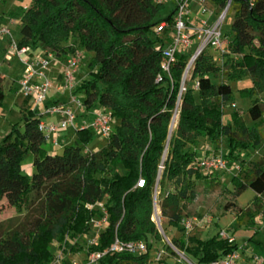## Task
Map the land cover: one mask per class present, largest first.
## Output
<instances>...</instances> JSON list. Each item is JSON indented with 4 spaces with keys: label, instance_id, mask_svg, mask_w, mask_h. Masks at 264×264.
I'll use <instances>...</instances> for the list:
<instances>
[{
    "label": "trees",
    "instance_id": "1",
    "mask_svg": "<svg viewBox=\"0 0 264 264\" xmlns=\"http://www.w3.org/2000/svg\"><path fill=\"white\" fill-rule=\"evenodd\" d=\"M212 1L220 6L226 2ZM231 8L222 62L204 51L188 73L198 83L194 96L188 81L180 92L186 53H179L169 74L163 73V80L156 82L164 40L154 28L170 20L173 9L158 18L164 5L153 0H31L20 19L19 47L49 48L57 56L75 48L89 53L88 77L78 87L82 107L92 113L106 108L117 123L98 150L83 149L91 140V129L78 128L62 153H50L42 146L46 141L38 129L37 112L25 105L21 128L13 125L0 143V201L15 208L26 205L29 210L38 198L40 212L30 232L0 240V264H50L54 255L49 245L57 236L63 241L62 252H72L77 240L89 233L94 218L104 214L105 226L86 248L82 264H89V254L104 252L115 239L143 240L147 252H106L95 264H148V236L161 239L152 220L155 190L162 195L161 216L169 226L180 228L182 205L195 196L191 176L201 173L191 150L199 138L216 147L224 140L226 158L239 165L232 175L237 191L250 188L257 194L253 207L239 209L233 224L259 215L264 207V158L245 160L241 153L264 142L259 124L264 113V0H232ZM210 75L221 78L215 83ZM244 76L251 78L252 85L241 93L256 96L247 109L252 124L247 125L237 111L224 123L223 107L232 97L230 82ZM174 113L176 123L170 131ZM28 154L33 156L30 175L22 172L20 163ZM167 183L174 185L173 191H165ZM68 239L74 240L71 246ZM171 243L196 264H210L238 250L234 241L218 234L206 239L173 238ZM166 250L174 254L170 247ZM62 262L69 264L65 258Z\"/></svg>",
    "mask_w": 264,
    "mask_h": 264
},
{
    "label": "rangeland",
    "instance_id": "2",
    "mask_svg": "<svg viewBox=\"0 0 264 264\" xmlns=\"http://www.w3.org/2000/svg\"><path fill=\"white\" fill-rule=\"evenodd\" d=\"M31 0H0V24L7 25L11 28L13 37L19 41L21 38L19 32L20 19L29 5ZM208 8L212 9L211 5L207 4ZM174 8L172 2L166 3L165 8L161 13V17L165 18L170 11ZM190 15L194 17L196 15L195 9H191ZM233 16V10L231 8L224 24L223 32L226 33L229 29V24ZM154 37V36H153ZM159 37L165 40L164 35ZM167 41L165 40V45ZM196 42L186 50V53H191L195 47ZM157 47H160V43L157 41ZM49 49V48H43ZM81 50L84 54V59L81 61L80 69L74 74V84L72 90L61 89L56 90V86L63 87V78L61 77V71L66 67V58L61 57L59 60L51 61L47 75L54 79V87L51 88L45 97L42 105L38 108L44 110L45 106H51L54 103H64L69 105L73 111L79 116V108L75 103L70 102L71 93H74L77 98L82 101L83 94L78 92L79 84L82 80L88 77L87 59L90 56L81 48H75ZM207 55H212L214 52L212 47L206 49ZM222 61L218 62L221 63ZM22 64L18 58L8 51L4 41L0 39V85L3 90V99L0 102V143L5 135L12 129L13 125H17L21 128V117L23 109L27 105V99L18 91L19 79L22 72ZM213 82H219L221 76L214 77L210 75ZM186 81L189 88L194 90V96L197 95L195 80L193 78ZM252 81L249 76H244L240 79L232 80L230 87L232 90L231 99L225 103L223 107V122L226 123L231 117L234 111L239 112L247 125L252 124L249 118L247 109L253 99L256 96L243 95L241 90L251 87ZM84 109V107H82ZM86 110V109H84ZM91 111H86V115H90ZM82 117V116H81ZM52 116L43 117L44 121H50ZM78 119V118H77ZM76 119V124L79 121ZM117 123V119L113 120V125ZM260 129L264 133V113L259 120ZM91 140L83 148L87 151H95L104 146L107 142V138L101 136L98 132L91 130ZM67 137L65 143L62 142L63 136ZM75 135V130L72 127L67 128L65 131L60 132L59 144L54 146L48 142L43 143V148L50 153H62L64 145L69 143ZM195 151V158L199 160L204 156L212 154L214 151L220 153L226 157L227 147L223 140L219 146L205 138H199L196 145L191 148ZM241 157L245 160H259L264 158V142L256 145L253 148H248L242 151ZM33 156L28 154L24 156L20 163L22 172L30 175L29 166H31ZM233 172H219L214 176V183L210 179H205L201 173L198 176L192 175L191 179L194 184L195 196L189 202L182 205V215L185 221H189L196 218L198 223L191 229H187L181 223L180 228L176 229L167 224V220L160 214V208L158 202L162 195H158V189H156L155 198L153 199V214L152 220L156 224L161 239H157L153 236H148L147 240L151 244L149 250L150 262L148 264H196V260L190 256H186L178 249L172 246L171 239L181 238L186 240L188 236H195L200 239L210 238L215 235H219L221 231L232 237L234 242L238 246V252L246 258L244 264H249L250 257L254 254L258 257L264 258V207L253 220L247 222H241L233 224L238 210H245L248 207L252 208L253 203L257 199V194L250 188H245L241 191H237L234 183L232 182ZM174 185L167 183L165 191H173ZM34 197H36L34 195ZM33 197V198H34ZM36 202L31 204L30 209L26 210V205L23 208H15L7 205L6 201H0L2 210L0 212V240L5 239L7 236L20 237L32 230V222L38 217L40 212V200L34 198ZM38 200V201H37ZM229 204V205H228ZM96 208H99L104 213L101 204H97ZM104 215L94 218L90 225V231L88 234L79 238L77 244L73 247L75 251L68 252L63 251L61 239L57 236L54 241L49 245V249L54 255V260L50 264H64L62 260L65 258L69 260V264L76 262L82 264L86 257V248L95 240L98 231L105 226L103 220ZM67 245L71 246L74 240H66ZM244 246V247H243ZM166 247H170L174 254H170ZM243 247V249H242ZM79 248V249H78ZM161 253L157 258V254ZM66 253V254H65ZM58 260V261H57Z\"/></svg>",
    "mask_w": 264,
    "mask_h": 264
},
{
    "label": "built area",
    "instance_id": "3",
    "mask_svg": "<svg viewBox=\"0 0 264 264\" xmlns=\"http://www.w3.org/2000/svg\"><path fill=\"white\" fill-rule=\"evenodd\" d=\"M155 3L164 4L167 1L174 4L172 18L163 20L154 28L156 35H164L167 44L161 47V72L156 76V82L163 80V73L169 74L170 65L175 61L179 53H186L195 42L196 47L188 55L182 74V85L180 92L184 89V83L189 78L188 73L196 60V58L207 48L212 47L214 54L213 59L217 62L222 61V54L227 51V39L223 32V24L230 13L231 1L226 0L223 6H220L216 13L213 9L208 8V0H153ZM192 4H195L196 15L192 17L190 11ZM0 39L7 46L9 52L15 55L22 64V73L18 82V91L27 99V105L30 110L37 112L39 117L38 129L42 131L46 142L57 146L59 144L60 132L72 127L74 130L78 128H90L98 132L103 137H108L112 131L113 115L106 108L99 107L93 110L92 118L89 122H84L77 127V115L73 109L62 102L54 103L51 106H45L44 110L38 108L42 105L49 90L54 87V79L47 75L48 66L51 61L59 60L61 57L66 58V67L61 71L63 78V87L56 86V90L69 89L72 90L74 84V74L79 71L81 61L84 54L81 50H74L66 55L57 56L51 50L33 51L29 46L19 47L18 41L13 37L11 28L0 24ZM198 83L195 82L197 88ZM70 102L75 103L78 107H82L81 101L74 93H71ZM176 115V113H174ZM173 115V117H174ZM56 117V121H44L43 117ZM172 117V119H173ZM196 168L200 170L202 175L207 179H212L219 172H236L239 165L230 163L222 154L214 152L210 155L194 162ZM143 180L139 179L137 186L140 187ZM156 193V190H155ZM155 198V195H154ZM104 214L103 220L106 222ZM181 223L188 230L198 223L196 218L189 221L182 219ZM222 238H227L229 242L234 239L224 231L219 233ZM244 247V246H243ZM242 247V249H243ZM106 252L120 253L129 252L132 254H142L147 252V244L143 240L122 242L115 239L104 252H94L87 256L89 264H95L97 260ZM161 253L157 254L159 258ZM242 258L238 250L227 253L221 259L213 261L210 264H239ZM58 261V260H57ZM264 258L252 255L249 264H263ZM72 264H77L76 262Z\"/></svg>",
    "mask_w": 264,
    "mask_h": 264
},
{
    "label": "crops",
    "instance_id": "4",
    "mask_svg": "<svg viewBox=\"0 0 264 264\" xmlns=\"http://www.w3.org/2000/svg\"><path fill=\"white\" fill-rule=\"evenodd\" d=\"M166 3H170L169 1H167ZM166 3H164L163 5H164V8H165V4ZM207 4H209V5H211V7H212V9L214 10V12H218L219 11V9H220V5L219 4H216V3H214L212 0H208L207 1ZM192 9H195V4H192ZM164 10V9H163ZM231 20H232V18H231ZM231 22V21H230ZM22 73V72H21ZM61 78V77H60ZM86 110H84V109H82V107L81 108H79V116H77V120L79 121V123H77L76 125H77V127H79V126H81L84 122H89L90 120H91V118H92V112H90V115H86ZM82 116V117H81ZM57 120V118L56 117H53V118H51L50 119V121H56ZM60 138V137H59ZM75 139V135H74V137H73V139L69 142V143H67V144H70V143H72L73 142V140ZM67 140V137L64 135L63 137H62V142L63 143H65V141ZM66 145V144H65ZM214 152H216V151H214ZM213 152V153H214ZM29 169H30V173L29 174H31L32 173V165L31 166H29ZM246 262V258L243 256V258H242V260H241V262L239 263V264H244ZM248 263H249V261H248Z\"/></svg>",
    "mask_w": 264,
    "mask_h": 264
},
{
    "label": "bare ground",
    "instance_id": "5",
    "mask_svg": "<svg viewBox=\"0 0 264 264\" xmlns=\"http://www.w3.org/2000/svg\"><path fill=\"white\" fill-rule=\"evenodd\" d=\"M175 123H176V115H174L172 121H171V124H170V131L174 128L175 126Z\"/></svg>",
    "mask_w": 264,
    "mask_h": 264
},
{
    "label": "water",
    "instance_id": "6",
    "mask_svg": "<svg viewBox=\"0 0 264 264\" xmlns=\"http://www.w3.org/2000/svg\"><path fill=\"white\" fill-rule=\"evenodd\" d=\"M160 168H162V166H161ZM160 172H161V171H159L157 178H159V176H160Z\"/></svg>",
    "mask_w": 264,
    "mask_h": 264
}]
</instances>
